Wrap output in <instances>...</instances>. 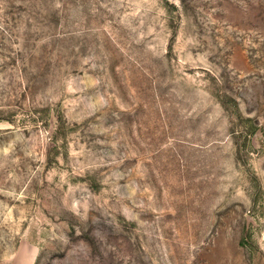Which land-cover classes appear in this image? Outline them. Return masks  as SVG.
<instances>
[{"label": "rangeland", "instance_id": "374dc122", "mask_svg": "<svg viewBox=\"0 0 264 264\" xmlns=\"http://www.w3.org/2000/svg\"><path fill=\"white\" fill-rule=\"evenodd\" d=\"M0 264H264V0H0Z\"/></svg>", "mask_w": 264, "mask_h": 264}]
</instances>
